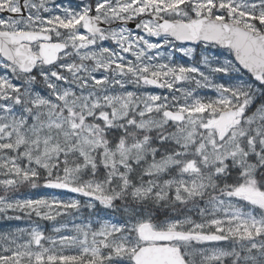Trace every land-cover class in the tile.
I'll use <instances>...</instances> for the list:
<instances>
[{
  "label": "snow or ice",
  "instance_id": "6c2138e0",
  "mask_svg": "<svg viewBox=\"0 0 264 264\" xmlns=\"http://www.w3.org/2000/svg\"><path fill=\"white\" fill-rule=\"evenodd\" d=\"M0 264H264V0H0Z\"/></svg>",
  "mask_w": 264,
  "mask_h": 264
},
{
  "label": "flooded vegetation",
  "instance_id": "af4514ba",
  "mask_svg": "<svg viewBox=\"0 0 264 264\" xmlns=\"http://www.w3.org/2000/svg\"><path fill=\"white\" fill-rule=\"evenodd\" d=\"M17 223H19L20 226H24V222H17ZM45 223H47V222H45Z\"/></svg>",
  "mask_w": 264,
  "mask_h": 264
}]
</instances>
